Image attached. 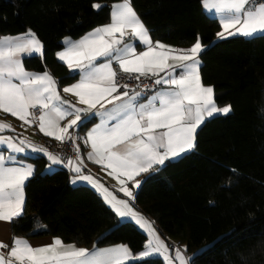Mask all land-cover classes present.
I'll list each match as a JSON object with an SVG mask.
<instances>
[{
    "label": "trees",
    "instance_id": "obj_1",
    "mask_svg": "<svg viewBox=\"0 0 264 264\" xmlns=\"http://www.w3.org/2000/svg\"><path fill=\"white\" fill-rule=\"evenodd\" d=\"M115 1L0 0V36L31 29L44 57L24 58L25 67L71 83L78 76L56 60V51L64 37L76 39L108 22ZM131 3L154 40L188 47L201 38L208 46L200 55L202 82L213 86L217 105L232 108L206 119L193 151L144 174L134 202L164 237L185 248L189 264H264V35L217 39L218 20L201 0ZM24 157L35 175L25 188L23 216L12 223L15 235H49L89 248L122 243L133 253L146 246L147 234L133 221L118 223L96 191L71 185L67 168L45 173L46 157ZM126 264L165 262L153 256Z\"/></svg>",
    "mask_w": 264,
    "mask_h": 264
},
{
    "label": "snow or ice",
    "instance_id": "obj_2",
    "mask_svg": "<svg viewBox=\"0 0 264 264\" xmlns=\"http://www.w3.org/2000/svg\"><path fill=\"white\" fill-rule=\"evenodd\" d=\"M201 3L204 10L214 11L217 17L221 28L216 33L217 39L264 35V2L201 0ZM91 7L99 10L104 5L93 3ZM63 43L65 47L55 55L67 65L70 75H79V80L65 86L63 92L73 93L78 103L86 107H76L62 99L57 91L58 82L48 71L25 70L23 57H44L43 44L37 34L28 29L17 36H0V110L31 124L28 118L33 113L30 109L39 108L40 132L61 142H74L69 128L81 127L98 117L99 122L87 132L86 138H81L85 143L91 142L92 151L87 153V158L96 164L107 161L111 169L108 175L118 180L119 191L130 199H134L133 191L120 177L131 181L141 173L150 174L157 171L158 166L183 157L195 149L197 132L206 119L232 111L231 105L217 107L213 86L202 84L198 57L208 46L202 44L201 38L197 36L190 48L178 50L184 53L181 55H172L176 50L159 41L154 46L149 30L130 0L111 5L110 23L92 29L78 40L64 37ZM136 45L146 46V50L137 53ZM169 60L177 63H169ZM114 64H118L124 74H138L137 80L141 76H157L154 84L168 87L157 90L146 85L140 91L129 89L128 84L117 82ZM106 104L110 107H105ZM68 115H74L75 119L59 127L58 121ZM46 126L58 128L59 134L47 131ZM5 129H11V125L0 121V132ZM0 145L5 146L0 149V221L14 223L23 216L27 199L25 188L35 175L34 165L25 164L16 154L47 157L50 163L45 173L62 165V161L46 148L22 139L16 143L12 137L0 135ZM76 151H80L78 146ZM82 165L79 156L76 161L69 158L67 164L62 165L75 173L69 183L91 185L114 211L118 223L130 219L150 237L155 236L151 221L135 211L129 200L118 199L97 178L84 174ZM231 171L236 172L235 169ZM144 182L136 180L133 187L138 188ZM5 248L9 251L0 253V264H125L132 259H147L168 251L159 236H155L154 242L150 239L145 250L135 257L127 245L100 248L94 242L89 249L75 243L66 244L60 237L38 247L24 238L13 237L10 248L0 241V249ZM164 259L173 260L169 256ZM174 260L186 264L179 249Z\"/></svg>",
    "mask_w": 264,
    "mask_h": 264
},
{
    "label": "crops",
    "instance_id": "obj_3",
    "mask_svg": "<svg viewBox=\"0 0 264 264\" xmlns=\"http://www.w3.org/2000/svg\"><path fill=\"white\" fill-rule=\"evenodd\" d=\"M120 2H122V0L115 1V2H113V3L110 4V13H111V5L114 4V3H120ZM130 2H131V0H130ZM131 6L133 7L132 3H131ZM133 9H134V7H133ZM135 12H136V10H135ZM206 12L209 15L216 17L214 11L211 12V13L208 12V11H206ZM137 15L139 16L138 13H137ZM139 18L141 19L140 16H139ZM141 21L143 22L142 19H141ZM107 23H110V20L108 22H106V23H103V24H100V25H97V26L91 28L90 30H88L87 32H85L84 34H82L81 36H79L78 38L73 39V40H78L80 37L84 36L86 33L90 32L92 29H94V28H96L98 26L107 24ZM144 25H145V23H144ZM145 27L147 28L146 25H145ZM20 34H22V33H20ZM20 34H14V35H8V36H17V35H20ZM149 35H150V38H151V40L153 42V45L155 46V42L158 41V40H154L152 38V36L150 34V31H149ZM125 41L126 42L128 41V38L127 37L125 38ZM159 42L161 44L171 46L172 49L176 50V51H173L172 52V55H181V54H184V53H181L178 50L188 49V48L191 47V46H188V47H177V46L170 45V44H167V43H164V42H161V41H159ZM64 47H65V45H64ZM64 47H62L58 51H62ZM144 50H146V46L136 45V51H137V53H139L140 51H144ZM58 51H56V52H58ZM165 51H167V49H165ZM24 58H26V57H23V59H22V63L23 64H24V62H23ZM55 58L60 63L64 64L62 61L58 60L57 57H55ZM198 59L200 60V55H199ZM169 63L175 64L177 62L176 61L169 60ZM64 65H66V64H64ZM24 67H25V65H24ZM113 67H114V69H119L118 64H114ZM200 67H201V65L199 66V73H200ZM25 70L26 71H29V72H34V73H43L44 71H47V70H33V69H28L26 67H25ZM49 74L54 78V76L52 75V73L49 72ZM160 75H164V73H160ZM77 76H78L77 79L74 80L71 83H66V84H63V85L62 84L61 85L60 84H57V91L59 92L61 98L64 99V100L69 101L70 104L75 105L76 107H86V105H82V104H79L78 103V98L73 93H64L63 92V88L65 86L71 85V84H73V83H75L76 81L79 80V75L77 74ZM200 76H201V74H200ZM201 81H202V78H201ZM202 84L204 86H208V85H205L203 82H202ZM164 87H168V86L167 85H164ZM214 103L216 104L215 100H214ZM216 106L217 107H224V106H219L217 104H216ZM97 107L99 108V106H97ZM105 107H110V105H107L106 104ZM31 110L32 109H30V112H31ZM39 111H40V109H39ZM216 115H222V114H216ZM39 116H40V112H39ZM71 119H75V116L74 115L65 116L63 120L58 121L59 127H63ZM0 121L5 122V123L11 125V129H5V130H3L2 132H0V135L5 136V137H12L13 140L16 143H19V141L22 139V140H25V141H27V142H29L31 144H34V145H37V146H42V145H40L39 140H41L44 137H49V138H52L53 140L57 141L54 137L45 136L44 133L40 132V130H39V122L36 123V124L35 123H31V124L25 123L24 121L20 120L18 117H14L10 113H5L2 110H0ZM98 122H99V118L97 117V118L89 121V123L87 125L85 124V125H83L81 127H78V128L77 127H72V128H69V130H68L69 133H71L72 136H73V141H74L73 143H74V145L76 146V148L78 146L79 149H80V151H79V154H80L79 159L83 161V165H82L83 173L84 174H90L93 177L97 178L100 181V183H102L106 188H108L109 191L112 192L118 199H127V200H129L130 206L133 207V209L135 211H137L140 214H142V216L144 218H146L147 220L151 221L152 222V227L153 228L155 227L158 230V228H157L156 224L154 223V221L149 216H147L146 214H144L138 208V206L134 202V199H130L129 197H126L124 195V193H122V192L119 191V188L121 187V185L118 183V180L116 178H114L113 176H109L108 175V173L111 171V169L107 167V161H105L103 164H96V163H94V161L89 160L87 158V153H89V152L92 151L91 142L85 143L84 142V139H81V138L82 137L86 138L87 132L96 123H98ZM46 130L47 131H56L57 134H59L58 128H47V126H46ZM157 131H162V130H157ZM4 147L5 146L0 145V149H3ZM16 155L18 156V158L20 160H23L25 164H32L30 161H28L24 157L25 154H16ZM33 156H35V154H33ZM57 156H59L61 158L62 165H66L67 164V161L69 159L68 157L60 156V155H57ZM73 161H76V160H73ZM62 165L54 166V168L56 169L57 167H60ZM8 166H11V162H9V165ZM62 167H65V168H67L69 170L70 179L75 175V173L71 172V170L68 167H66V166H62ZM144 174H147V173H141V174L135 176L131 181L127 180V177H120V178L125 180L126 186L130 190H132L133 191V194L135 195V192L137 191V189L139 187L138 188H135V187H133V185L135 184L136 180H142V177H143ZM71 185H73V184H71ZM76 185H87V186L91 187L95 191V189L91 185H88L86 182H80V183H78ZM107 206L111 209V207L109 205H107ZM124 220H130V219H124ZM124 220H122V221H124ZM136 226L139 227L137 224H136ZM141 230L144 231L147 234L148 238L150 237L147 231H145L143 229H141ZM155 233H157V235H160L159 236L160 240L163 239L162 241L168 247V251L170 250V252H171V256L170 257H172L173 260L166 261L165 259H163L165 257V254H166V256L168 255L167 254L168 251L167 252H164L163 255L157 254V255H154V256L161 257L163 260H165L164 261L165 264H179V261H175L174 260V257H175L174 251L176 250V248L178 247V245L174 241H172L170 239L167 240L166 237H163L160 231L159 232H155ZM13 237H21V238H24L27 241H29L30 244L33 247H38V246H42V245H46V244L52 243V240L54 238V236H49V235L48 236H31V237L22 236V235H15L14 232H13V230H12V223H9V222H6V221H0V241H2L4 244H10V245H12V239H13ZM154 241L155 240H153V242ZM65 243L67 244V243H71V242H65ZM118 244H122V243H116V244H111V245H102V246H98V247L103 248V247H108V246H113V245H118ZM123 245H125V244H123ZM76 246H78V245H76ZM78 247H84V246H78ZM86 248H89V247H86ZM91 248L92 247H90L89 249H91ZM129 250H130V248H129ZM143 250H145V247L143 249H141L140 251L136 252V253H133L131 250H130V252L133 255V257H135L137 254H139ZM183 253H184L185 258H186V264H189L188 263L187 256H186V254H185L184 251H183ZM150 257H153V255L150 256ZM133 260H142V259H132V260H129V261H133ZM129 261H126L125 264L128 263Z\"/></svg>",
    "mask_w": 264,
    "mask_h": 264
},
{
    "label": "built area",
    "instance_id": "obj_4",
    "mask_svg": "<svg viewBox=\"0 0 264 264\" xmlns=\"http://www.w3.org/2000/svg\"><path fill=\"white\" fill-rule=\"evenodd\" d=\"M260 2H264V0H260ZM118 72V79L117 82L120 84H128L129 89H135L136 91H140L141 89L145 88V86H149L150 88L155 89H161L164 87V85H155L154 81L157 79V76L149 75L147 77L141 76L139 80H137L135 77L138 74H131L129 76L128 74L122 73L119 69H116ZM122 77V78H121ZM151 94V93H149ZM31 112L33 113L32 116L29 117L30 120H32V123H38L39 122V109H32ZM73 137V136H72ZM40 145H42L44 148H46L50 153L53 155H60L65 156L68 158H71L72 160H77V156L80 157V154L76 151V146L73 142L65 140L64 142L61 141H55L52 138L44 137L41 140H39ZM9 248L11 247L10 244ZM9 251L8 248L0 249V253L6 254Z\"/></svg>",
    "mask_w": 264,
    "mask_h": 264
},
{
    "label": "rangeland",
    "instance_id": "obj_5",
    "mask_svg": "<svg viewBox=\"0 0 264 264\" xmlns=\"http://www.w3.org/2000/svg\"><path fill=\"white\" fill-rule=\"evenodd\" d=\"M49 152V151H48ZM53 170H55V168H53ZM154 229H155V232H159L155 227H154ZM159 234V233H158ZM155 236H160V235H157V233H155ZM163 236V235H162ZM164 237V236H163ZM150 239H152V240H155V237L153 236V237H149L148 238V240H150ZM161 240H163V239H161ZM168 240V239H167ZM148 242V241H147ZM177 249H179L180 251H181V253H182V255H184V253H183V251H185V248L184 247H182V246H180V245H178V247L176 248V250ZM176 250L174 251V254H175V252H176ZM167 256H171V252H170V250L167 252ZM154 255H157V254H154ZM153 255V256H154ZM165 256H166V254H165ZM155 257V256H154ZM184 257H185V255H184ZM164 259V258H163ZM165 261V260H164Z\"/></svg>",
    "mask_w": 264,
    "mask_h": 264
}]
</instances>
